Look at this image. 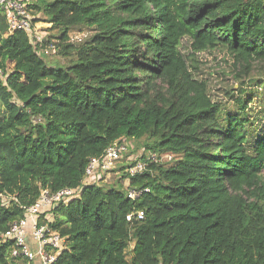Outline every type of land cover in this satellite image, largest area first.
Returning a JSON list of instances; mask_svg holds the SVG:
<instances>
[{"label": "trees", "instance_id": "16d2710c", "mask_svg": "<svg viewBox=\"0 0 264 264\" xmlns=\"http://www.w3.org/2000/svg\"><path fill=\"white\" fill-rule=\"evenodd\" d=\"M28 10L47 23L36 45L0 10V264H34L4 234L64 188L80 192L40 215L64 240L53 264H264V0ZM75 29L92 35L72 43ZM48 45L64 63L43 58ZM219 50L240 70L214 88L201 55ZM118 141L141 155L120 162L116 184L83 183Z\"/></svg>", "mask_w": 264, "mask_h": 264}, {"label": "built area", "instance_id": "2783aa9c", "mask_svg": "<svg viewBox=\"0 0 264 264\" xmlns=\"http://www.w3.org/2000/svg\"><path fill=\"white\" fill-rule=\"evenodd\" d=\"M29 1L0 0V10L5 13L10 35L18 30H24L29 34L32 43L36 45L37 41L41 42L44 39L46 33L40 35L38 31L34 30V16L28 10ZM87 31L86 29L72 30L69 33V40L72 43L81 42L86 38ZM49 48H52V46L41 50L47 54L51 52ZM3 77H5V72L0 66V78ZM130 149L128 141H118L108 147L103 156L92 157L86 168L83 183L105 181L119 162L132 160ZM169 157L171 158L170 155ZM145 168V162L137 161L129 167L128 171L135 174ZM79 192V188H64L56 192H50L48 189L42 191L36 203L26 207V217L19 222H15L4 234L6 238L14 239L12 256H23L34 264H53L62 249L64 240L58 232L51 231L47 223L40 221V215H44L51 206H57L60 202H68L76 197ZM128 193L129 197L136 199L142 193V190L130 189ZM133 217L141 220L144 218V212L129 213L126 218L131 221Z\"/></svg>", "mask_w": 264, "mask_h": 264}, {"label": "rangeland", "instance_id": "374dc122", "mask_svg": "<svg viewBox=\"0 0 264 264\" xmlns=\"http://www.w3.org/2000/svg\"><path fill=\"white\" fill-rule=\"evenodd\" d=\"M37 1V0H36ZM29 2H35V0H30ZM34 16L37 17H43L42 13L41 14H34ZM47 23L44 21H37L34 24V30L38 31L40 35H45L47 33L46 31ZM87 30V29H86ZM92 35V30L87 31V36L86 38L88 39ZM50 46V45H48ZM51 50L50 53L45 54L42 50L40 51L41 55L43 56L44 59H46L48 62H59L60 64L64 63V58L59 56L57 53L53 52V48H49ZM202 59L204 61V66H207V71L211 73L213 82L212 84L214 85V88L220 87L221 83H225V81L232 82L233 79V74L236 73V71L240 70V68H235L233 67L232 59L229 57L224 51H217L215 53L209 54V53H204L201 55ZM235 88H238V84H235ZM142 151H139L134 154L132 158H137V155H141ZM116 169L113 170L110 176L106 177V180L103 181L101 184L103 185H112L116 184L118 178L120 175H117V172H120V166L121 163L119 162L116 165ZM124 186L128 184V181L125 180L122 182Z\"/></svg>", "mask_w": 264, "mask_h": 264}, {"label": "crops", "instance_id": "0c3cea01", "mask_svg": "<svg viewBox=\"0 0 264 264\" xmlns=\"http://www.w3.org/2000/svg\"><path fill=\"white\" fill-rule=\"evenodd\" d=\"M38 264V263H37Z\"/></svg>", "mask_w": 264, "mask_h": 264}]
</instances>
